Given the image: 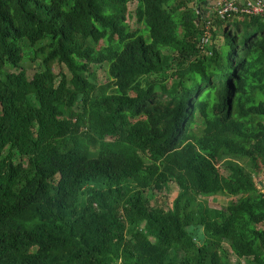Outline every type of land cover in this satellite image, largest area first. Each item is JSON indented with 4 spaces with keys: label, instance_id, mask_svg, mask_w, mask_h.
<instances>
[{
    "label": "trees",
    "instance_id": "trees-1",
    "mask_svg": "<svg viewBox=\"0 0 264 264\" xmlns=\"http://www.w3.org/2000/svg\"><path fill=\"white\" fill-rule=\"evenodd\" d=\"M203 1L0 0V264H264V17Z\"/></svg>",
    "mask_w": 264,
    "mask_h": 264
},
{
    "label": "built area",
    "instance_id": "built-area-1",
    "mask_svg": "<svg viewBox=\"0 0 264 264\" xmlns=\"http://www.w3.org/2000/svg\"><path fill=\"white\" fill-rule=\"evenodd\" d=\"M201 11L205 18L201 22L199 45L204 49L211 44L216 20L227 22L239 15L264 17V0H214L212 6Z\"/></svg>",
    "mask_w": 264,
    "mask_h": 264
},
{
    "label": "rangeland",
    "instance_id": "rangeland-1",
    "mask_svg": "<svg viewBox=\"0 0 264 264\" xmlns=\"http://www.w3.org/2000/svg\"><path fill=\"white\" fill-rule=\"evenodd\" d=\"M136 6V3L135 2H132L129 4V11L131 13V16L129 18V22L130 24L133 26V27H142L141 24H137L135 19H134V16H133V11H134V8ZM244 16H238L236 19H238L239 21H243L244 20ZM226 26V24L224 25ZM224 26H222V28L218 27V26H215L214 28V34H213V37L215 38L214 39V43L217 45L218 48H221V47H224V37H223V29H224ZM229 27L233 30H237L236 26L234 25H229ZM147 35H145L147 37V39H149V34L148 32H146ZM40 68V60H37V61H34V62H31L30 64L27 65V69H28V76L31 78L34 74V72H36L38 69ZM107 65H103V66H95V65H92V69L96 71V74L98 76V78H104L106 76V70H107ZM59 71V68L56 67V72ZM63 71L64 72H67V69L63 67ZM246 167L248 169L251 170V167L249 165H246ZM255 179L256 181H259V187L262 188L264 187V172H260V173H256L255 174ZM172 191H171V199L174 198V196L176 195V192H177V187H176V184L175 183H172ZM160 199V198H159ZM164 200V196H162V199H160V202L162 203ZM151 203L153 205H157L158 204V201L156 200V198L152 199ZM227 203V199L225 196L223 195H218L216 196L212 201H211V205L214 206V207H222L223 205H225ZM230 258H231V263L232 264H240L239 262L241 261V259L239 260L237 257H235L234 254L230 253ZM249 261L248 260H244L242 261V264H248Z\"/></svg>",
    "mask_w": 264,
    "mask_h": 264
},
{
    "label": "crops",
    "instance_id": "crops-1",
    "mask_svg": "<svg viewBox=\"0 0 264 264\" xmlns=\"http://www.w3.org/2000/svg\"><path fill=\"white\" fill-rule=\"evenodd\" d=\"M205 1H206V2H205ZM203 2L205 3V4L203 5V8L206 9L207 7L212 6L214 0H204ZM235 21H238V19H234V20H232L231 23H230V25H231V24L234 25L233 22H235ZM244 23H245V22H244ZM242 28H243V25H241L238 29L241 30Z\"/></svg>",
    "mask_w": 264,
    "mask_h": 264
},
{
    "label": "water",
    "instance_id": "water-1",
    "mask_svg": "<svg viewBox=\"0 0 264 264\" xmlns=\"http://www.w3.org/2000/svg\"><path fill=\"white\" fill-rule=\"evenodd\" d=\"M202 17H205V15H202Z\"/></svg>",
    "mask_w": 264,
    "mask_h": 264
}]
</instances>
